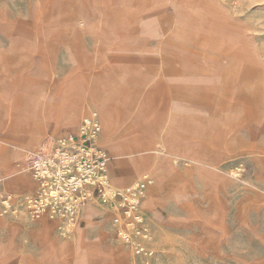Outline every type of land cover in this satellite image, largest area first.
Returning <instances> with one entry per match:
<instances>
[{
	"label": "rangeland",
	"instance_id": "obj_1",
	"mask_svg": "<svg viewBox=\"0 0 264 264\" xmlns=\"http://www.w3.org/2000/svg\"><path fill=\"white\" fill-rule=\"evenodd\" d=\"M47 1L29 12V0H0L8 7L0 10L8 39L0 36V161L21 170L0 180V264H264V124L255 131L264 114V0ZM29 34L50 38L51 60L40 54L45 43L27 45ZM51 73L59 91L46 113L35 99ZM15 83L28 97H16L19 114H8ZM35 104L34 116L55 114L48 118L63 128H78L95 109L112 190L151 178L140 204L151 239L141 257L132 232L128 244L118 237L115 206L86 205L65 236L59 222L30 219L20 207L29 194L20 183L32 184L30 164L55 138L33 133L36 122L21 128L34 143L11 137ZM173 106L203 114H168ZM131 113L135 125L124 128ZM101 114H110L114 134H105ZM151 155L153 168L132 172ZM9 195L12 215L1 206ZM89 212L97 218L82 220Z\"/></svg>",
	"mask_w": 264,
	"mask_h": 264
},
{
	"label": "built area",
	"instance_id": "obj_2",
	"mask_svg": "<svg viewBox=\"0 0 264 264\" xmlns=\"http://www.w3.org/2000/svg\"><path fill=\"white\" fill-rule=\"evenodd\" d=\"M98 115L92 112L82 119L76 135L60 141L47 156H39L30 164L31 175L37 188L27 195L20 207L30 219L46 216L59 222L57 231L67 235L78 222L81 209L88 204L116 207L123 215V225L118 237L128 244L132 232L135 239L134 253L144 254L150 241V230L139 211V200L151 186V178L143 175L124 191L111 190L108 186L105 164L107 158L98 146ZM4 214H13L11 195L1 201ZM130 228V229H129ZM131 230V231H130Z\"/></svg>",
	"mask_w": 264,
	"mask_h": 264
},
{
	"label": "crops",
	"instance_id": "obj_3",
	"mask_svg": "<svg viewBox=\"0 0 264 264\" xmlns=\"http://www.w3.org/2000/svg\"><path fill=\"white\" fill-rule=\"evenodd\" d=\"M14 23L18 24V21L17 22L14 21ZM17 27H19V25ZM29 36H30L29 37V39H30L29 41L30 42L27 45H32L31 46V49L35 48V46H33V44H37L38 42H39L38 44H44L45 43L44 48L46 49V52L43 53L44 52L43 51L40 54H42V56H46L48 58V60L49 59L51 60V56H52V58L54 57L53 56L54 55V52L47 45L50 42L49 41L50 38L48 39V38H45L43 36L36 37V36H32L30 34H29ZM1 37L4 38L8 42V39L7 38H5L4 36H1ZM65 54H66L67 61L69 62L66 51H65ZM54 61H55V58H54ZM78 61H80V63H81V60L79 58V55H78ZM54 64H55V68H54L55 69V71H54L55 75L57 77L62 76V75L58 76V74H57V64H56V62ZM69 70H70V68H69ZM11 75H15V74L14 73H11ZM13 88H14L13 91H11L9 93V95H8V98L9 99L4 102V106L6 107V109H8V111H7L8 114H19V112H17L16 109H15V99H16V97L21 96L23 94V92L20 90V84L19 83H15ZM114 90L116 92H119L117 89H114ZM58 91H59V82H58L57 79H55L53 77V74L51 73V75L45 76V79H44V91H43L42 95L37 96L39 99H35V102L38 105L39 104H42V109L46 113H49L51 111V108H54V109L56 108V105H53V103H52V98H53V95L55 93H57ZM1 93H2V87L0 85V95H1ZM23 95H24V97H28L27 94H23ZM37 104H35L33 106V108H29V110L27 111V114H31V115H29V116L28 115L27 116L24 115V116L18 117V120H17L16 125H15L16 126V132L14 134H12L11 137L15 141H17L16 145L17 144L18 145L19 144L20 145H24V144L34 143L33 139L30 138V137H31V135L33 133H35L37 131V129H40V131L42 130V131L46 132L47 136H53V137L55 136V138H54V140L52 142L50 151L48 152V154H50V152L52 151V149L60 141L66 140L71 135H73V136L76 135V132H77L78 128L80 127L82 120H81L80 125H79L78 128H71V127L63 128L61 126L56 125V121L55 120H53L52 118H48L49 116L54 117L55 114H45L46 117H47L45 120H42V119L37 118L36 116H34V114L37 113L38 107H39ZM92 112H95L96 113L95 109H89L88 114L85 115L84 117L89 116ZM168 114H203V113H200V110L198 108H192V107L186 108V107H182V106H173L171 108V110L169 111ZM134 116H135L134 113H131L130 114V121L126 122V124L124 125V128H130L131 126H134L135 125V123H134ZM31 122H36L37 123V128L34 129L35 131H33V133H29L27 135L21 134V128L25 124H28V123H31ZM64 131H66L65 132V136L63 138L58 139L57 138L58 135H60ZM118 134H120L122 136L124 134L123 130H121ZM48 154H46L44 156H47ZM20 171L21 170H19L18 168H16V165H15L14 162L1 163V161H0V180L1 179L2 180H7V179H9L10 177H12L14 175L20 174L21 173ZM130 176H129V178H130ZM31 178L33 179L32 175H31ZM137 181H133L132 183L127 184L128 185V188L131 187L133 184H135ZM20 184H22L26 188V190L29 192L28 195L34 193L35 190H36V188H37V185H36V182L34 181V179L32 180V184H30L28 181H24V183H20ZM10 194H12V193H10ZM95 217L97 218V214H94L92 212H89V213H86V215L82 218V220L91 219V218H95ZM42 218H47V217L46 216H40V217H38L36 219L38 220V219H42ZM145 220H146V223H147L148 227H150L151 224L149 223V219H148L147 216H145ZM52 221H55V220H52ZM5 225H6L5 220L0 218V226H5ZM58 226H59V224H58ZM53 227L54 226H50L49 227V231H51L53 229ZM85 234H86V229H83L82 228V232H81L80 235L82 236L81 238L83 240H85Z\"/></svg>",
	"mask_w": 264,
	"mask_h": 264
},
{
	"label": "bare ground",
	"instance_id": "obj_4",
	"mask_svg": "<svg viewBox=\"0 0 264 264\" xmlns=\"http://www.w3.org/2000/svg\"><path fill=\"white\" fill-rule=\"evenodd\" d=\"M47 0H29V5H28V8H29V12L32 11L35 7L36 4H41L43 2H45ZM48 2V1H47ZM51 3V2H50ZM26 4V3H25ZM46 7V6H45ZM1 9H8V7L5 5V4H2L0 3V10ZM40 17V16H39ZM40 19V18H39ZM77 115L78 114H65L64 117H66V122L69 123V124H75V122L77 121ZM115 116V114H114ZM101 119H103V123H104V127H105V134L106 135H111V134H114L115 131L117 130L116 127L117 125H112L111 126V123H110V120H111V116L110 114H101ZM264 124V114H262L261 118L259 119V122L256 123V126H255V131L258 133L259 130L261 129L262 125ZM98 131H99V124H98ZM34 135V134H33ZM98 136H99V133H98ZM117 140H119V138H117ZM110 141H113L111 142L112 144H114L115 146H112L111 149H117L116 147V143L114 141L116 140H110ZM105 153V157L107 158V161H106V164H105V168H106V176H107V182H108V186L109 188L112 190L111 186H110V181H109V177H108V165H109V158L107 157V154L106 152ZM155 160V155H151V156H146V157H140V159L137 160L135 166L133 167L132 169V172H136L137 174L136 175H139L143 169H151L153 168L156 163L154 162ZM29 181V180H28ZM227 181V180H226ZM229 182V181H228ZM233 182V181H232ZM234 185V184H233ZM127 188V187H126ZM236 191V190H235ZM146 193V191H145ZM145 193L143 195V197L139 200V211H140V204H141V201L143 200L144 196H145ZM86 206V205H85ZM84 206V207H85ZM83 207V208H84ZM117 207V206H116ZM83 208L81 210H83ZM81 212V211H80ZM141 213V211H140ZM142 214V213H141ZM77 227V223L75 224V226L73 227V229H75ZM123 228L127 229L126 226L124 225ZM130 229V228H129ZM131 231V230H130ZM126 243V242H125Z\"/></svg>",
	"mask_w": 264,
	"mask_h": 264
}]
</instances>
